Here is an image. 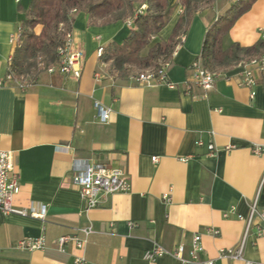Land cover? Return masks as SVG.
Wrapping results in <instances>:
<instances>
[{
  "label": "crops",
  "instance_id": "1",
  "mask_svg": "<svg viewBox=\"0 0 264 264\" xmlns=\"http://www.w3.org/2000/svg\"><path fill=\"white\" fill-rule=\"evenodd\" d=\"M234 1L216 0L193 17L167 70L175 88L109 73L97 49L123 40L133 25L92 23L83 11L75 13L72 30L86 56L79 77L45 70L25 90L0 86V148L15 152L20 183L13 205L47 208L44 218L0 211V264H75L80 255L84 264H148L144 254L154 244L172 250L196 232L216 264L264 263V151H254L264 146V69L252 87L238 83L237 66L218 70L214 87L204 90L194 83L192 68L208 27ZM30 4L0 0V80L7 77L17 46L11 38ZM181 11L177 5L159 37L171 35ZM263 31L264 0H255L224 46L252 45ZM96 101L112 109L109 122H101ZM75 158L123 168L131 189L88 207L73 180ZM254 203L243 259L222 256L240 245ZM88 225L94 232L84 250L72 243L67 252L57 250L59 236H83ZM42 234L47 248L17 247L19 240ZM157 264L181 263L166 254Z\"/></svg>",
  "mask_w": 264,
  "mask_h": 264
},
{
  "label": "trees",
  "instance_id": "2",
  "mask_svg": "<svg viewBox=\"0 0 264 264\" xmlns=\"http://www.w3.org/2000/svg\"><path fill=\"white\" fill-rule=\"evenodd\" d=\"M216 0H32L18 29L19 39L11 60V70L34 82L50 66L58 64L60 47L73 30L76 12H86L92 23L111 24L132 20L133 29L123 40H113L100 56L108 72L116 78L129 79V66L140 69L158 67L171 59L177 45L186 36L191 20L201 7H211ZM255 0H235L208 27L198 58L207 69L217 72L237 66L242 61L264 54V36L252 45L224 38L237 19L250 9ZM177 5L180 18L167 39L159 33L170 21ZM145 6V7H143ZM147 49V53L143 51Z\"/></svg>",
  "mask_w": 264,
  "mask_h": 264
},
{
  "label": "built area",
  "instance_id": "3",
  "mask_svg": "<svg viewBox=\"0 0 264 264\" xmlns=\"http://www.w3.org/2000/svg\"><path fill=\"white\" fill-rule=\"evenodd\" d=\"M22 0H17L21 2ZM145 7V6H143ZM129 26L133 25L132 20H128ZM264 33V31H263ZM264 36V34H263ZM185 36L182 37V40ZM19 33L12 36L11 41L18 43ZM61 58L58 64L50 66L47 71L54 72L59 70L66 74H73L79 77L85 63V52L76 44L75 35L72 32L68 33L65 44L59 49ZM104 51L103 46L97 49L98 56H101ZM12 56H10L8 64V74L5 80H0L2 85H14L20 89L25 90L32 84L26 76L16 75L10 67ZM172 60H164L160 62L159 66L149 67L143 69L131 76V79L137 83L144 85H167L170 88H175L176 84L168 77V68L171 66ZM239 68L238 83L242 86L252 87L256 84V72L264 69V54L253 57L247 61H242L237 65ZM192 68L195 73L194 83L204 90H210L214 87L215 81L219 76L218 72L211 71L205 68L199 60H196ZM252 92V96H254ZM95 107L98 110L101 122L107 123L110 120L112 109L102 105L99 101L95 102ZM199 144L202 142L199 141ZM211 153L214 151V145L209 146ZM256 153L264 151V146L254 148ZM154 161L158 160V156L152 158ZM73 180L79 187L81 194L86 199L88 207H96L100 204L103 196L115 192H127L131 189V183L125 170L120 167H114L107 163L95 162L92 163L88 159L75 158L73 165ZM20 191L19 175L16 172V156L12 150H3L0 148V211L6 214L18 213L24 215H32L35 217L44 218L46 216L47 208L42 206L40 210L17 208L13 205L14 196ZM165 198H169L165 194ZM257 211L256 203L252 206L251 217L246 219V230L244 236L237 248H228L222 250V256H228L234 259H243V249L249 235L252 216ZM227 216L228 213H225ZM264 217V213L261 214ZM83 236L74 234H64L55 240L57 250L67 252L69 243L74 244L78 249L84 250L88 243L89 236L94 229L91 225L85 226L82 229ZM214 234H218V229H213ZM17 247L27 250L45 249L48 247L46 236L44 234L37 237H27L21 239L17 243ZM205 247L203 244L202 234L196 232L193 234L190 243L181 242L177 244L174 249H168L165 246L157 243L151 249L145 251L144 259L148 264H157L158 260L168 254L177 258L181 264H216L215 259L205 256ZM86 258L84 255L77 256L75 264H84ZM245 264H264L263 262H254L246 260Z\"/></svg>",
  "mask_w": 264,
  "mask_h": 264
},
{
  "label": "rangeland",
  "instance_id": "4",
  "mask_svg": "<svg viewBox=\"0 0 264 264\" xmlns=\"http://www.w3.org/2000/svg\"><path fill=\"white\" fill-rule=\"evenodd\" d=\"M32 1V0H31ZM128 35H126L125 37H127ZM161 38V37H160ZM147 49H145L144 51H143V53L144 54H146L147 53ZM129 68H130V73L131 74H136L137 72H139V71H141V70H143V69H140V68H137V67H134V66H129Z\"/></svg>",
  "mask_w": 264,
  "mask_h": 264
}]
</instances>
